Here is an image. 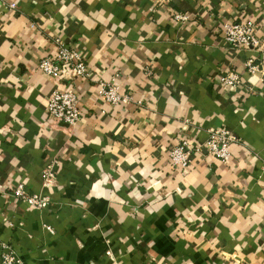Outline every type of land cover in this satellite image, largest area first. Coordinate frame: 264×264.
Returning a JSON list of instances; mask_svg holds the SVG:
<instances>
[{
    "label": "crops",
    "instance_id": "crops-1",
    "mask_svg": "<svg viewBox=\"0 0 264 264\" xmlns=\"http://www.w3.org/2000/svg\"><path fill=\"white\" fill-rule=\"evenodd\" d=\"M247 18L261 46L232 48L221 23ZM58 37L88 79L38 70ZM97 78L131 100L102 102ZM69 86L76 126L46 113ZM214 128L237 138L227 163L202 150L184 174L171 167L180 138ZM18 182L51 204L18 201ZM0 189V242L20 264H264V0H0Z\"/></svg>",
    "mask_w": 264,
    "mask_h": 264
},
{
    "label": "built area",
    "instance_id": "built-area-1",
    "mask_svg": "<svg viewBox=\"0 0 264 264\" xmlns=\"http://www.w3.org/2000/svg\"><path fill=\"white\" fill-rule=\"evenodd\" d=\"M12 6H16L12 3ZM177 20H184L186 17L182 14L175 15ZM221 32L225 41L232 48H259L261 42L256 35V23L252 18L234 22H222ZM56 45L55 56H44L38 65V70L47 76L60 81L68 76L71 72L73 79H88L90 69L85 62L81 53L69 47L61 38H54ZM248 71L256 73L260 70L257 64L247 62ZM93 91L96 97L102 102L114 105L127 103L131 100L128 95L120 93V83L115 79L105 81L101 78L94 80ZM219 81L228 86H236L239 84L238 76L231 71L222 70L219 74ZM46 113L52 120L63 121L70 126H76L83 118L81 108V98L78 90L73 87L66 89H54L47 101ZM237 141L234 134L226 128H214L207 130V137L202 143H191L186 138H180L169 153V161L172 168L184 174L190 166L191 157L194 154L203 152L216 160L227 163L231 157V145ZM53 165L47 166L43 170L44 185L49 189L54 181ZM11 195L18 201L36 208L44 209L51 204V197L46 193H30L24 182H18L11 189ZM0 194H4V190L0 189ZM5 221L11 224L8 218ZM52 231L50 226L45 227ZM21 257L18 252L6 242H0V264H20Z\"/></svg>",
    "mask_w": 264,
    "mask_h": 264
}]
</instances>
